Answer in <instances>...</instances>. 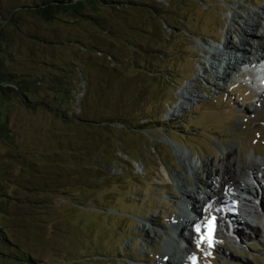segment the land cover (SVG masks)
Returning a JSON list of instances; mask_svg holds the SVG:
<instances>
[{"label": "rangeland", "instance_id": "1", "mask_svg": "<svg viewBox=\"0 0 264 264\" xmlns=\"http://www.w3.org/2000/svg\"><path fill=\"white\" fill-rule=\"evenodd\" d=\"M112 1L85 9L102 25L69 21L62 28L67 44L52 50L53 60L72 61L88 76L77 80L81 90L72 91L79 102L62 106L74 121L40 108L28 111L16 100L8 104L16 139L12 147L0 144V181L10 198L0 226L17 245V256L0 249L18 259L13 264L27 258L36 264H154L170 238L163 234L148 243L151 233L140 225L153 220L162 228L178 216L177 206L185 208L175 179L186 173L185 154L190 151L198 164L211 159L218 165L223 157L213 143L232 145L230 169L239 157L246 164L249 155L264 157V111L251 116L260 82L240 73L214 86L206 54L211 45L241 46L243 9L262 12L264 0H131L157 9L164 22L144 21L145 12L127 6L129 0ZM117 2L120 9L109 7ZM14 3L1 0L0 6L6 12ZM263 29L262 20L257 34ZM139 46L151 52L144 56ZM187 85L199 97L174 115ZM254 177V228L242 223L250 233L242 235L220 227L212 247L196 232L197 264H264V173ZM193 182L189 173L186 188ZM211 214L218 213L205 212Z\"/></svg>", "mask_w": 264, "mask_h": 264}, {"label": "trees", "instance_id": "2", "mask_svg": "<svg viewBox=\"0 0 264 264\" xmlns=\"http://www.w3.org/2000/svg\"><path fill=\"white\" fill-rule=\"evenodd\" d=\"M14 1L16 3L6 12L0 6V144L9 147L15 145L16 139L11 124V107L8 105L11 100H16L18 106L28 111L40 108L63 122L74 121L62 106L74 105L79 100L72 91L75 88L81 90L77 80L81 81L82 76L83 79L88 76L72 61L60 63L53 60L52 50L67 44L68 38L63 34L62 28L69 21L80 19L91 21L96 26L102 25L100 20L85 14L86 8L92 9L98 3L114 4L112 0L110 3L109 0ZM137 2L139 1H124L135 11L145 12L144 21L149 17L153 21H165V16L157 9L152 10ZM121 5L122 2H117L116 6L109 7L116 10L120 9ZM131 28L134 29L133 26ZM139 48H142L144 56L151 52L150 48L142 46ZM154 51L155 54L158 51L162 52L158 48ZM73 74L76 76L73 77ZM85 88L87 91L86 81ZM9 200L0 181V216L4 214L5 205ZM0 225H2L1 221ZM2 229L0 226V247L8 249L12 255L17 256L12 252V249H18L17 245L9 243L6 232L4 233ZM10 259L13 260L12 264L18 262V259L6 256L0 249V264L11 261ZM26 262V264L29 262L36 264L30 258H27Z\"/></svg>", "mask_w": 264, "mask_h": 264}, {"label": "bare ground", "instance_id": "3", "mask_svg": "<svg viewBox=\"0 0 264 264\" xmlns=\"http://www.w3.org/2000/svg\"><path fill=\"white\" fill-rule=\"evenodd\" d=\"M243 10L246 12V16L242 18V24L239 26L241 30L239 39L241 46H235V48L231 49L229 43L221 44L222 46L211 45L206 49L207 62L211 73L210 71L206 72L214 76V80H216L213 83L214 86L219 85V81L227 82L233 74H239L242 70H246L249 75L254 76L260 82L262 91L256 104L251 109L252 116L264 111V29L261 35L257 34L259 24L262 20L264 21V11L259 12L253 8ZM236 13L238 12L236 11ZM230 26L226 29V33L230 31ZM245 37H248L250 40ZM233 50L236 51V54H232ZM229 68L234 72L229 71ZM218 69L223 70V72L219 74ZM177 96L179 101L174 108V115H179L176 111L180 112L185 108L184 105L193 102L194 99L199 97L194 87L190 85L184 86ZM241 118V115L238 116V121ZM213 144L217 145L223 157V163L221 162V164H213L211 159L203 160V162L198 164V162L193 161L190 151L184 156L187 159V163L182 161V166L186 169V173L183 171L184 173L181 172V176L175 178L176 188L181 192L182 203L185 206V208L177 206L180 211L178 216H174L170 223L164 225L162 228L156 227L153 220L147 221V224L142 222L140 225V229L151 233L146 239L148 243H155L163 234H167L170 238L160 250L161 259L157 260L154 264L196 263L197 258L194 252L196 226L200 225V228H204V231L207 233V224H201L204 220L202 212L204 209L207 210L208 206H216L219 203L221 197H219L218 190L221 191L222 189L224 195L231 196L233 199H236V203H240V210L245 217L244 225L249 230L254 228L251 217H254L256 213L254 203L256 202L258 191H256L255 186L251 185V182H256L253 180L255 172L264 173V157L256 159L253 155H249L247 164L239 157L235 168L232 167L230 169L227 162L231 159L232 154L236 152L235 147L232 145L221 146V144L216 142ZM174 149L175 155L179 157V149L176 147ZM210 165L213 167L212 172L214 174L209 173ZM207 171L210 175H206L205 179L203 173H207ZM200 172H202V177H199ZM189 173L195 179V182H193L194 186L191 189H187L185 186ZM206 189H209L210 192ZM223 204L219 203L218 206ZM169 231L171 234H169ZM192 257H195V262L191 259Z\"/></svg>", "mask_w": 264, "mask_h": 264}, {"label": "snow or ice", "instance_id": "4", "mask_svg": "<svg viewBox=\"0 0 264 264\" xmlns=\"http://www.w3.org/2000/svg\"><path fill=\"white\" fill-rule=\"evenodd\" d=\"M214 220L215 217L212 218V220H210L207 224V235L206 236H202V240H206L207 243L209 244V247H212L214 244V239H213V228H214ZM196 231L199 232L200 231V225L196 226ZM199 245V242H198ZM194 262H195V257L191 258Z\"/></svg>", "mask_w": 264, "mask_h": 264}]
</instances>
